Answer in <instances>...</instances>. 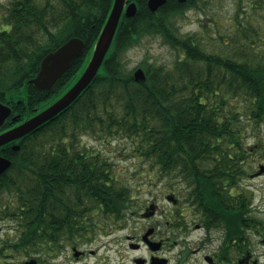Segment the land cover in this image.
<instances>
[{"label": "trees", "instance_id": "trees-1", "mask_svg": "<svg viewBox=\"0 0 264 264\" xmlns=\"http://www.w3.org/2000/svg\"><path fill=\"white\" fill-rule=\"evenodd\" d=\"M135 1L137 13L123 15L92 82L65 110L19 139V150L4 151L12 164L0 176V201L6 200L0 216L19 217V239L34 240L35 252L49 248L50 241H74L99 225H112L135 206L138 194L130 178L86 147L81 140L86 135L126 137L152 181L164 182L163 190L175 195H198L201 206L246 192L237 189L250 151L243 122L264 124V50L258 48L264 41L263 1L249 2L241 18L238 0L233 30L212 51L179 25L188 10L205 7V0H168L154 13L147 0ZM8 2L0 19V101L24 122L79 79L114 0ZM145 36H161L176 51L175 60L141 65L146 79L136 81L127 53ZM72 37L85 41L72 66L49 90L32 84L42 59ZM13 124L9 118L0 131ZM86 207H97L98 219L86 222Z\"/></svg>", "mask_w": 264, "mask_h": 264}, {"label": "flooded vegetation", "instance_id": "flooded-vegetation-1", "mask_svg": "<svg viewBox=\"0 0 264 264\" xmlns=\"http://www.w3.org/2000/svg\"><path fill=\"white\" fill-rule=\"evenodd\" d=\"M18 142L2 146L0 155L5 156L6 147L12 148ZM262 157L253 155L255 160ZM260 166L264 162H258V171ZM183 196L166 195L174 205L167 207L159 203L160 195H156L140 212L148 223L128 225L125 239L101 240L98 245L90 238L95 233L92 231L74 241H50L49 248L35 252L34 240L20 241L22 230L17 223V239L3 241L0 246V264H264V253L254 250L253 236L264 231L255 195H220L217 202L204 201L206 206H201L198 195H186L187 206H180ZM261 203L264 204V198ZM216 204L220 207L213 206ZM83 212L86 222L98 219L97 207H86ZM3 218L15 222L19 219ZM91 226L86 224L85 228ZM44 252L46 255L41 256Z\"/></svg>", "mask_w": 264, "mask_h": 264}, {"label": "rangeland", "instance_id": "rangeland-1", "mask_svg": "<svg viewBox=\"0 0 264 264\" xmlns=\"http://www.w3.org/2000/svg\"><path fill=\"white\" fill-rule=\"evenodd\" d=\"M10 0H0V19L6 11ZM255 0H242L243 6L239 11L238 0H205V7L193 8L188 10L186 15L180 19L179 25L181 32L186 34H196L205 42L206 49L209 51L220 48V36L228 38L231 30L234 28V18L237 16V11L240 12V17H246L249 2ZM263 4H264V0ZM245 10V11H244ZM256 17L252 19L253 24L258 23L254 21ZM264 25V23H263ZM214 37V38H212ZM259 50H264V41H260ZM176 51L172 46L163 40L161 36H145L140 44L133 47L127 53L129 59V65L131 68H137L139 65L147 64H166L171 65L175 60ZM18 123L17 121H15ZM245 135H243V142L247 150H250L247 154V173L245 178L240 181V191H246L244 194L255 195L256 200L260 204L258 209V216L260 219H264V204L261 203L264 198V173L257 170L258 162H264V159H253V155H261L264 152V124H250L248 121H244ZM82 142L86 147L93 151H99L107 157L117 170L119 174L127 175L132 185L135 187V192L138 195H134L135 206L120 217L109 227L103 228L102 225L98 226L97 231L92 235V239H95V244H99L101 240H113V239H125V234L128 233V225H137L142 223H148L149 221L140 215L141 209L144 208L147 203L152 201L156 195H160L158 201L163 206L173 207L174 205L166 199V195L171 193L163 190L164 182L155 178L152 181V174L147 170L146 164L140 160L135 153L131 152V142L122 135L115 139L96 138V136L86 135L82 137ZM260 141L262 145L256 150H252V146H257ZM6 197V195H3ZM184 195L183 197H185ZM182 197V204L180 206H187V202ZM6 201V200H2ZM0 201V203L2 202ZM0 216V246L3 241H14L17 239L15 234L18 232L17 222L11 219H5ZM119 223H116V222ZM264 238L263 233L257 232L253 236L255 242L254 250L258 254L264 253ZM1 251V248H0ZM46 255L44 252L41 256ZM48 255V254H47ZM52 262L57 263V259H51Z\"/></svg>", "mask_w": 264, "mask_h": 264}, {"label": "water", "instance_id": "water-1", "mask_svg": "<svg viewBox=\"0 0 264 264\" xmlns=\"http://www.w3.org/2000/svg\"><path fill=\"white\" fill-rule=\"evenodd\" d=\"M185 2L186 0H178ZM167 0H148L147 6L151 11L156 12L160 6L164 5ZM138 11V5L135 1L114 0L111 12L107 21L102 28L98 37L95 49L87 67L77 81L59 97L54 103L34 114L30 118L20 122L17 125L0 133V148L10 142L19 140L25 135L38 129L40 126L54 118L61 111L65 110L73 101L81 94V92L92 82L98 74L104 59L112 45L117 27L122 23L123 15L125 17H133ZM85 49V41L80 37H72L66 40L56 50L49 52L41 61V67L37 75L31 79L39 89L49 90L57 82L60 77L67 71L75 60L83 53ZM134 77L136 81L146 79V71L143 67L135 68ZM13 115V108L0 101V127H3L9 116ZM20 115L12 116L13 121L19 120ZM12 148L19 149L20 145L15 144ZM12 161L0 155V175L7 170ZM259 172L264 170V166H260ZM167 195H174L173 193ZM171 198V197H170Z\"/></svg>", "mask_w": 264, "mask_h": 264}]
</instances>
